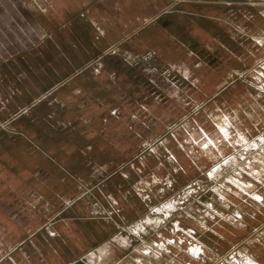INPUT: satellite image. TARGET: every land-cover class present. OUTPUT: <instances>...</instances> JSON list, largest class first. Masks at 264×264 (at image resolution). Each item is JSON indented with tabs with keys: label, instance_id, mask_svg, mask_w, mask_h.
<instances>
[{
	"label": "rangeland",
	"instance_id": "obj_1",
	"mask_svg": "<svg viewBox=\"0 0 264 264\" xmlns=\"http://www.w3.org/2000/svg\"><path fill=\"white\" fill-rule=\"evenodd\" d=\"M157 7L130 2L142 18L124 36L63 27L77 74L0 101V218L46 243L0 246V264L104 244L95 264H264V0Z\"/></svg>",
	"mask_w": 264,
	"mask_h": 264
},
{
	"label": "crops",
	"instance_id": "obj_2",
	"mask_svg": "<svg viewBox=\"0 0 264 264\" xmlns=\"http://www.w3.org/2000/svg\"><path fill=\"white\" fill-rule=\"evenodd\" d=\"M149 1L156 9L151 11L152 15L146 16L151 19L157 14L158 0ZM130 2L138 5L139 9L142 8L143 0H0V101L12 103L16 95L20 101L35 102L77 74L75 72L81 68L75 63V58L70 57L64 63L61 61L60 38L63 27L70 25L69 31L76 30L78 23L84 24L91 31L97 27L100 33L98 37L102 38L108 36L103 33L109 24L117 28L119 33L122 32L123 36L135 31L140 25L142 11L129 12L127 6ZM207 7H213L214 10L216 8L215 5L205 6L203 2L201 8ZM56 40H59L58 43ZM47 54H52L54 61L47 62L45 59ZM31 55L34 56L33 60ZM40 87L42 89L38 90ZM23 218L26 222L20 224L13 217L0 218V221L5 222L0 224V246H21L29 241L32 246L36 244L45 247V239L41 241L15 238V233L19 234L18 231L29 230V220L24 215ZM66 222L71 223L70 220ZM55 226L48 228V231L53 232L51 234L53 239L61 235ZM141 227L142 224L134 227V233L139 232ZM115 239L121 244L127 242L123 236H116ZM30 244L27 243L24 247L29 248ZM106 249L107 244H104L96 250L86 251L80 256L67 257L59 262H53L49 254L48 258L42 255L37 264H72L80 260L84 264H95L97 253L103 254ZM22 252L24 255L22 263L31 264L29 251L22 249ZM3 257L2 255L1 258ZM10 261L16 264L13 259Z\"/></svg>",
	"mask_w": 264,
	"mask_h": 264
},
{
	"label": "bare ground",
	"instance_id": "obj_3",
	"mask_svg": "<svg viewBox=\"0 0 264 264\" xmlns=\"http://www.w3.org/2000/svg\"><path fill=\"white\" fill-rule=\"evenodd\" d=\"M224 121H225V120H224ZM222 122H223V121H222ZM228 123H229V122H228ZM224 124H225V126L228 125L227 123H224ZM220 126H221V125H220ZM225 126H222V127H221L222 131L226 129V128H224ZM227 127H228V126H227ZM219 129H220V128H219ZM233 134H234V133H233ZM233 134H232V135H233ZM243 138H244V137H243ZM209 140H210V139H209ZM241 140H242V138H241ZM241 140H240V141H241ZM240 141H239V142H240ZM201 144H202V143H201ZM241 144H242V143H241ZM206 145H207V144H206ZM203 146H204V145H203ZM210 146H211V145H210ZM212 146H213V145H212ZM251 147H252V146H251ZM253 147H254V146H253ZM262 149H263V148H262ZM263 151H264V150H263ZM89 262H90V261H89ZM90 263H91V262H90Z\"/></svg>",
	"mask_w": 264,
	"mask_h": 264
},
{
	"label": "water",
	"instance_id": "obj_4",
	"mask_svg": "<svg viewBox=\"0 0 264 264\" xmlns=\"http://www.w3.org/2000/svg\"><path fill=\"white\" fill-rule=\"evenodd\" d=\"M72 264H84V263L80 260V261H76V262H74Z\"/></svg>",
	"mask_w": 264,
	"mask_h": 264
}]
</instances>
